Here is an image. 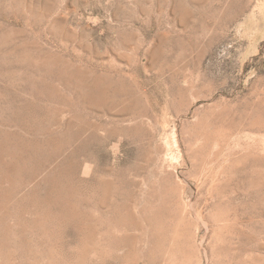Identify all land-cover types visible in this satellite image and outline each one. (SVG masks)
Segmentation results:
<instances>
[{"label":"rangeland","instance_id":"rangeland-1","mask_svg":"<svg viewBox=\"0 0 264 264\" xmlns=\"http://www.w3.org/2000/svg\"><path fill=\"white\" fill-rule=\"evenodd\" d=\"M0 264H264V0H0Z\"/></svg>","mask_w":264,"mask_h":264}]
</instances>
